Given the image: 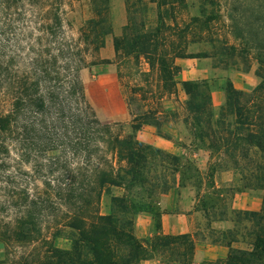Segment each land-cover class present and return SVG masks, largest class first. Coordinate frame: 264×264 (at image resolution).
Instances as JSON below:
<instances>
[{
    "label": "trees",
    "instance_id": "16d2710c",
    "mask_svg": "<svg viewBox=\"0 0 264 264\" xmlns=\"http://www.w3.org/2000/svg\"><path fill=\"white\" fill-rule=\"evenodd\" d=\"M74 1L0 0L3 261L264 264V0H149L157 4L152 26L137 22L127 2L128 23L113 38L112 62L100 56L113 34L109 0H92L94 15L77 28L67 17ZM194 5L198 13L191 15L187 8ZM202 42L221 45L214 55L254 58L260 82L247 92L227 80L224 103L215 110L208 81L177 79L178 60L207 56L188 52ZM142 61L147 71L141 70ZM111 63L125 89L127 126L97 117L81 79L83 69ZM179 84L186 100L165 108ZM180 122L197 149L213 158L226 156L242 171L243 184L229 190L263 192L259 211H234V227L223 236L227 241H213L229 248L225 258L195 263L197 232H161L158 203L170 188L194 186L195 210L205 216L224 192L212 164L210 196L202 192L205 177L194 162L138 138L145 126L159 130ZM114 188L121 193L112 194L110 212L103 214V194ZM141 213L154 219L157 233L149 238L133 232ZM218 220H227L226 212ZM55 238L69 240L70 248L57 247ZM240 240L247 247H233Z\"/></svg>",
    "mask_w": 264,
    "mask_h": 264
},
{
    "label": "rangeland",
    "instance_id": "374dc122",
    "mask_svg": "<svg viewBox=\"0 0 264 264\" xmlns=\"http://www.w3.org/2000/svg\"><path fill=\"white\" fill-rule=\"evenodd\" d=\"M190 1L191 0H188V2ZM127 2L128 4L130 3V12L137 22L143 21L147 26L156 24L157 4L155 2L145 0L139 3L137 0H126V10ZM187 12L191 15L197 14L198 6L194 5L192 8H187ZM93 15L94 11L92 0H75L73 2L72 10L68 11L67 17L73 22L74 27L77 28L83 23V21L91 18ZM128 16L129 15L127 12V23ZM111 17L112 10L110 8V19ZM111 38H114L113 34L106 37V41L108 40L109 43L113 45ZM220 47L221 45H216V47H214L212 43L208 42L193 44L188 49L190 54H205V56H207L185 58L186 60H184V62L186 63H183L185 69L196 68L200 70V77L192 81H208L212 94V104L215 110H218L224 103L226 97L227 80H231L235 88L247 92L252 91L261 80L260 77L256 75L257 63L255 62L254 58H248L245 56L240 57L235 55L231 59H227L226 57H222L220 55H214L216 50H220ZM100 56L102 58L108 59L104 57L101 52ZM114 57L115 52L114 56L109 60L112 62ZM179 62L180 60H178L177 65H179ZM183 66L179 65L181 69L180 73ZM140 67L142 71H147V65L144 61H142ZM111 69H115L114 71H116V65L111 63L108 65L85 68L81 71V79L85 86L87 99L95 111L97 117L106 123L121 122L127 126V124L130 123V116L128 115L127 106L124 101L125 89H122L120 85V78L116 77L115 75L114 77L110 76ZM132 71L133 69L131 71L129 70V72ZM180 73L177 75V79L179 81H181L182 77ZM186 98L187 97L182 90V86L179 84L177 95L168 98V100L164 102V107L167 109L179 107V103L182 104ZM176 99H178L179 102H176ZM168 127L169 131L167 130ZM153 128L157 135L160 134V136L164 138L171 139L175 144V148H177L176 150H178L177 152L179 153L175 154L160 148L161 150L181 156L182 162H194V164L202 173V177H205L204 183L202 185V192L210 196L212 192V188L210 186L211 180L208 177V175L211 174V167H209L210 164H212L216 169L214 172V179H216V184L220 188L224 189V192L221 194L222 197L217 201V204L214 206V208L209 209L207 216H205L202 210H196L204 218L203 222L199 225V229L197 230L198 235L196 238H198L200 241H204L206 239L208 241H227V238H223V236L226 234V230H222L221 228H213L214 223L220 221L218 220L220 213L226 212L227 220L233 222L235 218L234 211L237 210L233 209V202L236 195L242 193L244 195H252L256 199L252 201L257 203V200H259L262 206V190L257 187L247 188L236 193H234L232 190H229L232 186L238 187L243 184V181H240V179L243 177L242 171L233 167L232 162L228 161L226 156L222 155L221 157L213 158L209 151L197 149L193 145L189 128L183 122L178 124L163 125L159 130H157L155 127ZM125 129L127 130V127H125ZM250 157L255 158L253 154H251ZM240 163L242 164L243 161H240ZM219 166H221V168H219ZM190 182H192V180ZM171 190L174 192V194L175 191L178 192L180 190L192 191L194 194L196 207L197 193L195 187L190 183H187L185 187L178 186L170 188L169 191ZM120 193V190L114 188L103 194L101 200L102 213H104L106 210L110 211L112 194L118 195ZM175 196L176 194L174 197ZM67 246L70 248V241L61 238V248ZM233 246L237 248L247 247L246 243L242 242L241 240L240 242L234 243ZM4 258V247L2 243H0V260H2L0 264H9L6 260L3 261Z\"/></svg>",
    "mask_w": 264,
    "mask_h": 264
},
{
    "label": "crops",
    "instance_id": "0c3cea01",
    "mask_svg": "<svg viewBox=\"0 0 264 264\" xmlns=\"http://www.w3.org/2000/svg\"><path fill=\"white\" fill-rule=\"evenodd\" d=\"M109 5L112 10L111 23L113 27V36L119 37L122 34L123 27L127 24V10L126 0H109ZM113 42V38H111ZM113 45L107 40L105 47L101 49L104 57L111 59L114 56ZM184 60L180 59L179 65L183 66ZM115 69H111L110 76L117 77ZM182 75L181 81L196 80L200 77L201 72L199 69H185L182 67L180 73ZM169 131V127L167 128ZM141 135V136H140ZM141 141L165 149L172 153H179L175 148V144L171 139L164 138L155 133L151 126L143 127L138 133ZM142 137V138H140ZM176 196L174 197V195ZM171 190L161 197L158 203L161 212V232L165 235H179V234H193L199 229V225L203 222L204 218L195 210L194 194L190 190ZM255 197L252 195L238 194L234 198L233 209L258 211L261 207V202L257 200L253 202ZM256 200V199H255ZM110 211L106 210L103 214H108ZM234 227V222L229 220H222L215 222L213 228H221L222 230H229ZM133 232L138 238H149L157 233L154 219L151 214H139L133 224ZM54 244L61 248V238H55ZM234 247V246H233ZM68 249L67 247H62ZM229 253V248L220 243H213V241H200L196 244L193 254V261L200 263L202 261L216 260L225 258ZM139 264H159L157 259L142 260Z\"/></svg>",
    "mask_w": 264,
    "mask_h": 264
}]
</instances>
